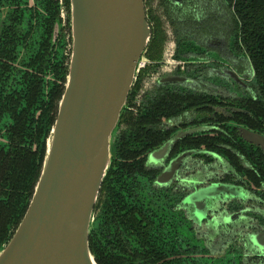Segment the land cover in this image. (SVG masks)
<instances>
[{
    "label": "flooded vegetation",
    "instance_id": "1",
    "mask_svg": "<svg viewBox=\"0 0 264 264\" xmlns=\"http://www.w3.org/2000/svg\"><path fill=\"white\" fill-rule=\"evenodd\" d=\"M55 1L56 15L52 20L49 50L62 54L68 77L72 50L70 6L66 0ZM35 4V0H27L28 7H36L38 14L43 15V9ZM145 9L146 15L157 12L163 24L165 41L159 59H150L146 52V62L136 77L134 90L127 103L126 115L132 119L146 115L148 103L153 98L162 97L167 93L209 96L214 98L217 104L210 106L211 112L201 110L202 107L197 106L184 109L177 116L170 114L173 109L170 113H159L155 123L144 126L145 130L153 135L151 140L141 141L140 137L146 135V131L137 130L129 149L130 153L122 152L125 143L120 140V136L135 129L130 130L131 124L123 121L118 130V141L122 147L112 162V171L106 181L107 189L103 196L100 190L94 207V217L99 214L96 207L104 198L105 218L111 226L112 239L113 235H116L114 225L117 218L141 220L147 203L148 207L158 210L156 204L161 205L163 192L169 196L165 208L168 207L170 212L179 213L190 223V233L198 251L201 252L197 256L202 259H226L229 255L228 260L216 264H264V183L256 185L250 173L256 172L251 163L243 155H238L244 168L239 171L225 158L203 147L176 148L177 143L188 137H203L221 131L219 124L203 122L204 119L223 115L230 119L228 124L231 125L234 114L247 113L244 105L248 101H257L258 90L254 71L243 49L240 26L233 9L226 0H146ZM31 22L35 24L36 20L32 19ZM148 24L150 26L149 21ZM36 36L40 37V33ZM24 53H19V60L24 57ZM19 60L7 64L39 76L43 82L41 97L44 100L49 99L46 95L49 84L54 80L53 62L44 73H37L30 68L21 67ZM22 82L24 81H12L9 84L8 94L13 96L6 97V93H3V102L0 95V155L5 160H14L18 152L26 147H32L34 150V145L30 146L29 140L25 141L24 137L19 138L14 133L16 131L21 134V129H14L24 127L21 116L23 108L16 98V92L22 94L29 90V84ZM65 86L66 84L63 93ZM63 93L57 102L55 119ZM40 111L36 110L35 119L39 117ZM240 128L245 127H238L242 139ZM195 129L198 130L194 131ZM187 131L192 132L173 141L179 133ZM162 136L165 137L164 140L149 147L153 142L152 138L157 140ZM247 144L251 146L248 159H254L250 150L255 148L260 149L264 155L261 147ZM192 151L198 153L193 156L184 155ZM137 153L138 156L131 158ZM203 156H210L213 161L206 162ZM165 170L171 173L168 172L169 174L158 182ZM212 184L232 186L241 197L221 196L215 201L199 200L201 190Z\"/></svg>",
    "mask_w": 264,
    "mask_h": 264
},
{
    "label": "trees",
    "instance_id": "2",
    "mask_svg": "<svg viewBox=\"0 0 264 264\" xmlns=\"http://www.w3.org/2000/svg\"><path fill=\"white\" fill-rule=\"evenodd\" d=\"M66 1L69 4V0ZM226 1L233 9L240 26L241 43L254 71L258 90L257 101H248L244 105L247 113L234 114L231 125L228 124L230 119L223 115H214L207 120L204 119L203 122L210 121L219 124L221 131L203 137H188L177 143L176 148L179 149L181 146V148L203 147L207 151L222 156L239 171L244 168L238 155H243L256 171L254 174L250 173L258 185L260 182L264 183V155L260 149L255 148V150H250L254 159H248L251 146L240 138L238 127H245L264 135V0ZM35 2V5L43 9L44 16L38 14L36 7L34 9L28 7L27 0H0L1 102H3V93H6V97L12 95L8 94L9 84L12 81L23 80L22 83L29 84V90H25L22 94L16 92V98L19 99L23 108L21 116L24 127L14 129L17 131L21 129V134L16 131L14 133L19 138L24 137L25 141L29 140L30 146L34 145V150L32 147H26L19 151L14 160L2 159L0 155V251L18 228L36 188L46 155V143L54 125L57 102L60 100L67 81V67L64 65L62 54L49 50L52 20L56 15V1L35 0ZM147 15L151 26V37L146 52L150 59L157 60L160 58L165 41V32L157 12L153 11ZM32 19L36 20L35 24L31 22ZM38 33H40L39 39L36 36ZM21 51L25 53L24 57L19 60L18 56ZM18 60L21 67L30 68L37 73H44L53 62L54 80L49 84L46 95L49 99L44 100L41 97L43 82L39 76L7 64V62L16 63ZM133 90L134 87L128 96L127 103ZM148 104L146 115L136 119L126 115V108L123 110L112 147V162L122 147L118 141V130L123 121L131 124L130 130L135 129L122 133L120 136V140L123 144L125 143L122 152L130 153L129 149L137 135V130L145 132L144 126L155 123L159 113L161 115L163 112L170 113L173 109L170 114L177 116L184 109L197 106H201V110L211 112L210 106L217 104V101L209 96L167 93L162 97L153 98ZM185 104L187 106H183ZM38 109L41 111L39 117L35 119L34 114ZM195 122L198 123V121ZM152 136L146 131V135L140 137V140H151ZM164 139V136L157 140L152 138L153 142L149 147L156 146ZM139 153L131 158H135ZM203 158L206 162L213 161L210 156H203ZM111 166L102 183L101 196L107 189L106 181L112 171ZM2 189H8V191ZM161 197V205L156 204L158 210L148 207L149 203H147L139 221L131 218L125 219L121 216L117 218L114 225L116 235H113L112 239L111 226L105 218L104 198L100 201V205L96 207L99 209V214L94 217L89 235L90 251L97 264H216L200 262L196 259L197 254L201 252L198 251L194 237L190 233L192 231L190 223L179 213L170 212L168 207L165 208L169 198L166 193L162 192Z\"/></svg>",
    "mask_w": 264,
    "mask_h": 264
},
{
    "label": "water",
    "instance_id": "3",
    "mask_svg": "<svg viewBox=\"0 0 264 264\" xmlns=\"http://www.w3.org/2000/svg\"><path fill=\"white\" fill-rule=\"evenodd\" d=\"M69 6L67 83L34 195L0 251V264H97L89 246L94 207L151 29L145 0H69ZM239 131L245 142L264 151L263 136ZM191 132L179 133L173 141ZM221 196L241 197L232 186L212 184L201 190L199 200Z\"/></svg>",
    "mask_w": 264,
    "mask_h": 264
},
{
    "label": "rangeland",
    "instance_id": "4",
    "mask_svg": "<svg viewBox=\"0 0 264 264\" xmlns=\"http://www.w3.org/2000/svg\"><path fill=\"white\" fill-rule=\"evenodd\" d=\"M234 43V38L232 39V44ZM210 54L212 55L213 53L212 52H210ZM241 54V53H240ZM241 56L242 57H244L242 54H241ZM211 57V56H210ZM229 256V255H228ZM227 256V260L229 259V257ZM196 259L198 260V261H200V262H210V263H218V262H222V261H224V260H226V259H222V258H220V259H217V258H211V259H209V258H205V259H201V257L200 256H197L196 257Z\"/></svg>",
    "mask_w": 264,
    "mask_h": 264
},
{
    "label": "built area",
    "instance_id": "5",
    "mask_svg": "<svg viewBox=\"0 0 264 264\" xmlns=\"http://www.w3.org/2000/svg\"><path fill=\"white\" fill-rule=\"evenodd\" d=\"M145 62H146V59H145L144 63L141 64V67L139 68L138 73L141 70V68L144 66Z\"/></svg>",
    "mask_w": 264,
    "mask_h": 264
}]
</instances>
